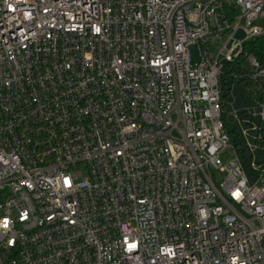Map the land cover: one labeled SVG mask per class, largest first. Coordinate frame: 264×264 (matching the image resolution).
I'll return each instance as SVG.
<instances>
[{
  "label": "built area",
  "instance_id": "obj_1",
  "mask_svg": "<svg viewBox=\"0 0 264 264\" xmlns=\"http://www.w3.org/2000/svg\"><path fill=\"white\" fill-rule=\"evenodd\" d=\"M261 35L264 0H0V264H264Z\"/></svg>",
  "mask_w": 264,
  "mask_h": 264
},
{
  "label": "trees",
  "instance_id": "obj_2",
  "mask_svg": "<svg viewBox=\"0 0 264 264\" xmlns=\"http://www.w3.org/2000/svg\"><path fill=\"white\" fill-rule=\"evenodd\" d=\"M245 50L259 59H264V35L246 42Z\"/></svg>",
  "mask_w": 264,
  "mask_h": 264
},
{
  "label": "rangeland",
  "instance_id": "obj_3",
  "mask_svg": "<svg viewBox=\"0 0 264 264\" xmlns=\"http://www.w3.org/2000/svg\"><path fill=\"white\" fill-rule=\"evenodd\" d=\"M237 38H242V35L239 33ZM190 59H191V67L194 68L197 66L198 61H199V55H198V50L195 45H192L190 48ZM238 91V90H237ZM237 98L241 101H245L249 99V96L245 93L242 95H237Z\"/></svg>",
  "mask_w": 264,
  "mask_h": 264
}]
</instances>
